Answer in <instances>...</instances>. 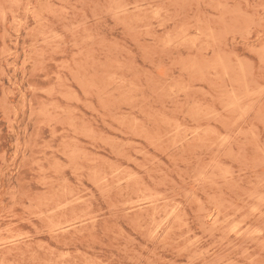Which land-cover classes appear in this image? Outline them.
Masks as SVG:
<instances>
[{
  "label": "rangeland",
  "instance_id": "374dc122",
  "mask_svg": "<svg viewBox=\"0 0 264 264\" xmlns=\"http://www.w3.org/2000/svg\"><path fill=\"white\" fill-rule=\"evenodd\" d=\"M0 264H264V0H0Z\"/></svg>",
  "mask_w": 264,
  "mask_h": 264
}]
</instances>
